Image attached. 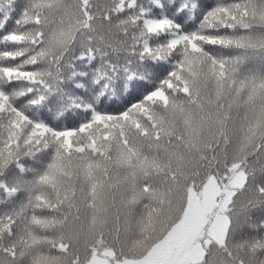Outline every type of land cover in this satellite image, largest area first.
Masks as SVG:
<instances>
[{
    "label": "snow or ice",
    "instance_id": "6c2138e0",
    "mask_svg": "<svg viewBox=\"0 0 264 264\" xmlns=\"http://www.w3.org/2000/svg\"><path fill=\"white\" fill-rule=\"evenodd\" d=\"M0 264H264V0H0Z\"/></svg>",
    "mask_w": 264,
    "mask_h": 264
}]
</instances>
